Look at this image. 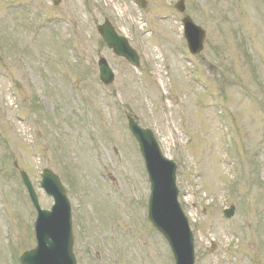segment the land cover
Here are the masks:
<instances>
[{
    "label": "rangeland",
    "instance_id": "374dc122",
    "mask_svg": "<svg viewBox=\"0 0 264 264\" xmlns=\"http://www.w3.org/2000/svg\"><path fill=\"white\" fill-rule=\"evenodd\" d=\"M145 1L0 0V264L35 247L18 170L49 209L43 169L70 199L77 264H169L141 215L147 177L125 110L177 165L195 264H264V0H184L182 15L205 31L195 56L178 0ZM104 18L128 36L141 70L100 44ZM99 56L109 87L97 80Z\"/></svg>",
    "mask_w": 264,
    "mask_h": 264
},
{
    "label": "water",
    "instance_id": "95a60500",
    "mask_svg": "<svg viewBox=\"0 0 264 264\" xmlns=\"http://www.w3.org/2000/svg\"><path fill=\"white\" fill-rule=\"evenodd\" d=\"M184 22L186 24V37L190 51L192 53H197L202 49L204 38L203 31L200 30L199 27H196L189 19H186ZM99 31L104 42L109 48L113 49L115 54L123 56L128 61L137 64L134 52L128 47L123 38L116 36L114 30L108 23L99 27ZM98 67L101 79L104 83H109L112 80V73L104 60L99 61ZM130 129L138 140L141 152L147 160L146 167L152 182V189L158 190L160 188L156 179L158 176L164 175L165 172L169 173L172 185L173 172L175 169L174 165L161 158L152 134L149 131L139 129L133 122H130ZM21 176L28 189L32 202L40 214L38 223L36 224L37 238L39 241L38 248L31 253L25 254L21 258V263L75 264L71 254L72 235L69 203L64 197V192L58 178L53 176L50 172H45L42 185L46 183V190L48 194L53 196L55 201L52 211L47 213L39 211L36 198L26 175L22 173ZM172 199H174V195H172ZM172 208H175L176 213L180 214L176 204L175 206L172 205ZM226 213L228 216H231L232 210ZM154 225L156 224L154 223ZM156 226L163 234L170 237L172 243L176 241L177 236H173L172 234V229L174 227L172 223L159 220Z\"/></svg>",
    "mask_w": 264,
    "mask_h": 264
}]
</instances>
